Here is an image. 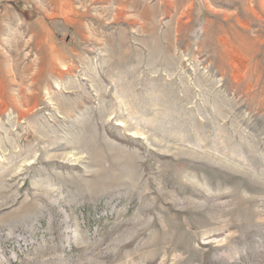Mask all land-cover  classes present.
I'll return each mask as SVG.
<instances>
[{
    "label": "rangeland",
    "instance_id": "1",
    "mask_svg": "<svg viewBox=\"0 0 264 264\" xmlns=\"http://www.w3.org/2000/svg\"><path fill=\"white\" fill-rule=\"evenodd\" d=\"M0 264H264V0H0Z\"/></svg>",
    "mask_w": 264,
    "mask_h": 264
},
{
    "label": "trees",
    "instance_id": "2",
    "mask_svg": "<svg viewBox=\"0 0 264 264\" xmlns=\"http://www.w3.org/2000/svg\"><path fill=\"white\" fill-rule=\"evenodd\" d=\"M37 15V14H36Z\"/></svg>",
    "mask_w": 264,
    "mask_h": 264
}]
</instances>
